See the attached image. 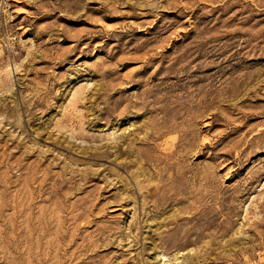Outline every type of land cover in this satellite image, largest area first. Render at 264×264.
<instances>
[{
  "label": "rangeland",
  "instance_id": "rangeland-1",
  "mask_svg": "<svg viewBox=\"0 0 264 264\" xmlns=\"http://www.w3.org/2000/svg\"><path fill=\"white\" fill-rule=\"evenodd\" d=\"M0 264H264V0H0Z\"/></svg>",
  "mask_w": 264,
  "mask_h": 264
},
{
  "label": "bare ground",
  "instance_id": "bare-ground-1",
  "mask_svg": "<svg viewBox=\"0 0 264 264\" xmlns=\"http://www.w3.org/2000/svg\"><path fill=\"white\" fill-rule=\"evenodd\" d=\"M181 255H183V254H181Z\"/></svg>",
  "mask_w": 264,
  "mask_h": 264
}]
</instances>
